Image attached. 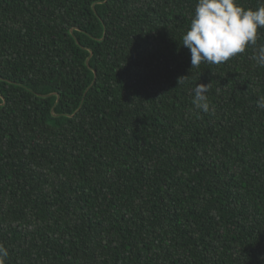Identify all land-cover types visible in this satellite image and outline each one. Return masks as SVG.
I'll list each match as a JSON object with an SVG mask.
<instances>
[{"label": "trees", "instance_id": "16d2710c", "mask_svg": "<svg viewBox=\"0 0 264 264\" xmlns=\"http://www.w3.org/2000/svg\"><path fill=\"white\" fill-rule=\"evenodd\" d=\"M196 3L0 0L6 264H264V28L191 68Z\"/></svg>", "mask_w": 264, "mask_h": 264}, {"label": "clouds", "instance_id": "9594fccd", "mask_svg": "<svg viewBox=\"0 0 264 264\" xmlns=\"http://www.w3.org/2000/svg\"><path fill=\"white\" fill-rule=\"evenodd\" d=\"M259 28H264V0L256 9L244 8L237 0H197L181 45L189 50L191 68L201 63L218 65L256 46ZM253 58L264 67V44L256 48ZM192 91L195 109L209 112L208 86L199 83ZM258 107L264 108V98ZM8 256V249L0 244V264H6Z\"/></svg>", "mask_w": 264, "mask_h": 264}]
</instances>
